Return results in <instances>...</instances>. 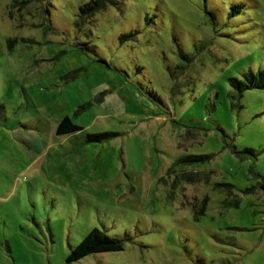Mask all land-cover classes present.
<instances>
[{"label": "rangeland", "instance_id": "1", "mask_svg": "<svg viewBox=\"0 0 264 264\" xmlns=\"http://www.w3.org/2000/svg\"><path fill=\"white\" fill-rule=\"evenodd\" d=\"M89 1L0 0V264H264V0Z\"/></svg>", "mask_w": 264, "mask_h": 264}, {"label": "trees", "instance_id": "2", "mask_svg": "<svg viewBox=\"0 0 264 264\" xmlns=\"http://www.w3.org/2000/svg\"><path fill=\"white\" fill-rule=\"evenodd\" d=\"M112 2L113 0H91L85 4H83L79 8V14L78 18L75 21V24L77 27H80L84 24L86 18H91L94 13L97 11L103 9L107 3ZM205 12L209 15L210 20L212 21V12L205 10ZM123 36V35H122ZM121 36V37H122ZM244 80L239 79H232L231 85L235 87V89L238 91V95L240 96L242 92L249 88H263L264 89V69H259L257 72L248 71L244 73ZM82 129V127L73 122L72 119L65 115L61 120L59 121L57 127H56V134L62 135V134H69L76 132L78 130ZM93 137V136H91ZM209 155H187L183 159H178L176 163H174L173 166L170 167V171L176 172L178 170L176 166L179 164L181 166H189V165H197L200 162L207 159ZM178 174H176L175 180H182L187 182H200L205 181L209 182V176L210 172H186L184 169ZM216 187H221L223 191H226L229 195H233L232 192V184L230 183H214ZM207 197L205 198V201L203 202L204 206L207 203ZM224 206H231V205H237L238 199L232 198L228 200L223 201ZM203 206V208H204ZM203 213V211L198 212ZM123 248V243L120 239L110 236L109 234L97 229L93 228L90 232H88L85 237L76 245L74 246L69 254L66 256V262L76 261L87 254L94 253V252H104V251H115V250H121Z\"/></svg>", "mask_w": 264, "mask_h": 264}, {"label": "crops", "instance_id": "3", "mask_svg": "<svg viewBox=\"0 0 264 264\" xmlns=\"http://www.w3.org/2000/svg\"><path fill=\"white\" fill-rule=\"evenodd\" d=\"M9 196H7V198H8Z\"/></svg>", "mask_w": 264, "mask_h": 264}]
</instances>
